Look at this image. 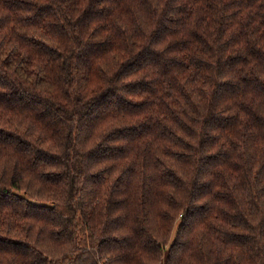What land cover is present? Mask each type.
<instances>
[{"label": "trees", "instance_id": "obj_1", "mask_svg": "<svg viewBox=\"0 0 264 264\" xmlns=\"http://www.w3.org/2000/svg\"><path fill=\"white\" fill-rule=\"evenodd\" d=\"M0 264H264V0H0Z\"/></svg>", "mask_w": 264, "mask_h": 264}]
</instances>
